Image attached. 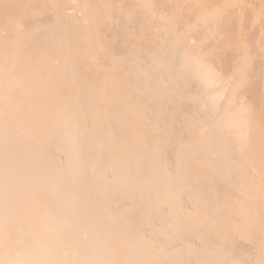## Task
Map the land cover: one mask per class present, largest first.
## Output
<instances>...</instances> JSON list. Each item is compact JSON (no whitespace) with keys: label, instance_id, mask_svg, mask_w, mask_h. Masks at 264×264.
Instances as JSON below:
<instances>
[{"label":"bare ground","instance_id":"obj_1","mask_svg":"<svg viewBox=\"0 0 264 264\" xmlns=\"http://www.w3.org/2000/svg\"><path fill=\"white\" fill-rule=\"evenodd\" d=\"M0 264H264V0H0Z\"/></svg>","mask_w":264,"mask_h":264}]
</instances>
